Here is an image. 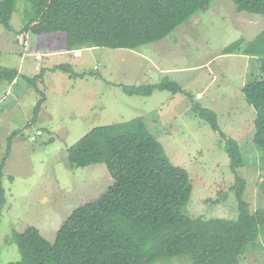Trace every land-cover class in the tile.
I'll return each instance as SVG.
<instances>
[{"label":"rangeland","instance_id":"374dc122","mask_svg":"<svg viewBox=\"0 0 264 264\" xmlns=\"http://www.w3.org/2000/svg\"><path fill=\"white\" fill-rule=\"evenodd\" d=\"M32 13L31 4L19 1L11 28L0 23V68L18 70L22 57L36 53L45 57L41 65L46 70L38 86L42 93L25 82L18 87L0 83V167L5 161L6 191L0 208V264L21 261L15 232L33 226L54 243L74 210L112 185L103 164L72 169L67 160L70 147L96 128L148 118L157 111V125L150 130L157 133L169 161L188 171L193 185L186 214L237 219V176L247 183L244 200L251 212L264 209V170L252 138L256 113L241 88L252 77L249 47L259 51L264 46L258 42L264 36V16L239 13L231 0H215L162 41L137 50L85 48L76 61L74 56L52 55L60 49L52 41L54 35L22 33ZM29 61L27 75H39L36 56ZM59 65L73 68L69 74L49 70ZM164 79L192 93L195 104L215 112L220 131L239 144L243 165L236 172L225 150L226 139L194 113L186 96L169 91L129 96L122 89ZM167 264L193 263L183 259ZM238 264H264V233Z\"/></svg>","mask_w":264,"mask_h":264},{"label":"trees","instance_id":"16d2710c","mask_svg":"<svg viewBox=\"0 0 264 264\" xmlns=\"http://www.w3.org/2000/svg\"><path fill=\"white\" fill-rule=\"evenodd\" d=\"M19 1L33 7L22 33H64L67 50L75 51L137 50L162 41L199 12L207 11L215 0H1L0 23L5 29L11 28ZM231 1L239 13L264 16V0ZM258 42L263 43L264 36ZM257 49H248L253 71L242 93L256 113L252 138L264 170V46ZM58 70L69 74L72 67L53 68ZM45 74V69L30 77L17 69L0 68V83L6 81L18 87L25 82L41 92L38 86ZM122 89L129 96L151 97L155 91L184 95L194 113L220 132L221 138H227L220 131L215 112L195 104L193 94L174 81L164 79L156 85ZM44 102L42 98L36 106V117ZM157 112L148 118L96 128L67 150L72 169L103 164L113 183L99 198L74 210L54 243L33 226L15 232L13 240L21 261L11 264H167L183 259L193 264L239 263L248 246L264 233V209L251 212L244 200L247 183L237 176L233 187L237 219L186 214L193 185L188 171L169 161L157 133L150 130L157 125ZM225 145L231 169L236 172L243 165L239 144L226 139ZM4 164L0 167V208L6 203Z\"/></svg>","mask_w":264,"mask_h":264},{"label":"crops","instance_id":"0c3cea01","mask_svg":"<svg viewBox=\"0 0 264 264\" xmlns=\"http://www.w3.org/2000/svg\"><path fill=\"white\" fill-rule=\"evenodd\" d=\"M21 29H23V28H21ZM52 35L55 36L54 37V40H52L54 42V44H60V49H55L54 50V53H52V55H60V56H66V57H72V56H74V59H76V61L79 60V58L82 56V53H83V50L84 49L75 50V51H68L67 48H66L67 35L64 34V33H56V34H52ZM62 41H65V44L62 45L61 44ZM78 53H80L81 56H78L79 55ZM34 56H36L37 63H36V69H35V66L34 65H33L32 69H35V70L41 72V70L43 69V67L41 65V62H44L45 61V59H44L45 57H43L40 54L31 53V54H26L24 57H22V60L20 62V66H19V69H18V71L21 74L26 75V76H29V75H27L28 74L27 73L28 64L31 62V61H29V58L30 57H34ZM48 59H50V57H48ZM68 60H65V61H68ZM71 65H73V64L71 63ZM53 68L54 67H50L49 70H53ZM241 88H243V87H241Z\"/></svg>","mask_w":264,"mask_h":264},{"label":"built area","instance_id":"2783aa9c","mask_svg":"<svg viewBox=\"0 0 264 264\" xmlns=\"http://www.w3.org/2000/svg\"><path fill=\"white\" fill-rule=\"evenodd\" d=\"M17 38L19 39L20 37L18 36ZM24 45H25V46H28V42L25 41ZM35 140H36V138H33V141H35Z\"/></svg>","mask_w":264,"mask_h":264}]
</instances>
